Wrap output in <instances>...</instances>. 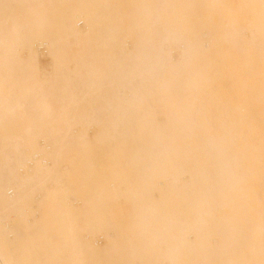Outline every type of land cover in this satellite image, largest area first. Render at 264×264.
I'll list each match as a JSON object with an SVG mask.
<instances>
[{
	"label": "bare ground",
	"instance_id": "obj_1",
	"mask_svg": "<svg viewBox=\"0 0 264 264\" xmlns=\"http://www.w3.org/2000/svg\"><path fill=\"white\" fill-rule=\"evenodd\" d=\"M0 264H264V0H0Z\"/></svg>",
	"mask_w": 264,
	"mask_h": 264
},
{
	"label": "rangeland",
	"instance_id": "obj_2",
	"mask_svg": "<svg viewBox=\"0 0 264 264\" xmlns=\"http://www.w3.org/2000/svg\"><path fill=\"white\" fill-rule=\"evenodd\" d=\"M81 25H83V23ZM81 27H83V26H81ZM69 42L71 44H73L75 41H74V39L72 37H70L69 38ZM33 53L36 54V56L38 58H40L42 73L44 75H48L50 73V71H51V65H50V57H49V55L46 52V47L44 45H40V44L34 45ZM172 56H173V58H176L178 56V52H177L176 49L172 51ZM71 67H72V69H75L76 66L73 63V64H71ZM89 132H90V135H91L94 132V129H91ZM97 241H98L99 244H102L104 242V239L102 237H98Z\"/></svg>",
	"mask_w": 264,
	"mask_h": 264
}]
</instances>
